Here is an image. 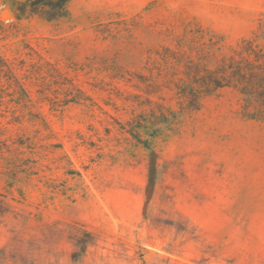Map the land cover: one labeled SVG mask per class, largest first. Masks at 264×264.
<instances>
[{"label":"rangeland","instance_id":"374dc122","mask_svg":"<svg viewBox=\"0 0 264 264\" xmlns=\"http://www.w3.org/2000/svg\"><path fill=\"white\" fill-rule=\"evenodd\" d=\"M32 1L0 0V140L36 143L38 162L23 194L0 177V264H264V122L246 97L127 132L146 99L180 110L192 65L264 49V0H70L54 21ZM70 82L89 100L63 106Z\"/></svg>","mask_w":264,"mask_h":264},{"label":"trees","instance_id":"16d2710c","mask_svg":"<svg viewBox=\"0 0 264 264\" xmlns=\"http://www.w3.org/2000/svg\"><path fill=\"white\" fill-rule=\"evenodd\" d=\"M70 0H33L30 2L28 11L41 18L54 21L68 15V3ZM22 10V9H21ZM229 57L223 58L215 68L197 63L188 68L187 73L190 81L178 87V100L180 110L176 111L168 104L154 102L146 99L139 105L141 113L128 123L130 129L127 132L137 136L142 142L140 133L147 132L150 137L162 135L177 124L180 113L184 111H198L201 101L207 96H212L219 90L230 88L239 92L250 102L243 107L242 114L247 119L264 122V49L255 45L254 41L243 40L238 50H234ZM71 91L75 95L67 98L63 106L70 103H82V100H89V97L77 89L74 83L70 82ZM29 101H26V104ZM32 119L38 123L39 133L42 130L49 131L47 123L40 113L32 114ZM50 136H47V138ZM12 147L0 140V177L5 182L4 190L13 193L17 190L23 194L18 185L25 183L37 174L38 162L31 157L36 143L20 139ZM22 149L29 150L31 156L24 157ZM11 212V206L6 199L0 195V215Z\"/></svg>","mask_w":264,"mask_h":264},{"label":"bare ground","instance_id":"6f19581e","mask_svg":"<svg viewBox=\"0 0 264 264\" xmlns=\"http://www.w3.org/2000/svg\"><path fill=\"white\" fill-rule=\"evenodd\" d=\"M6 14V13H5Z\"/></svg>","mask_w":264,"mask_h":264}]
</instances>
